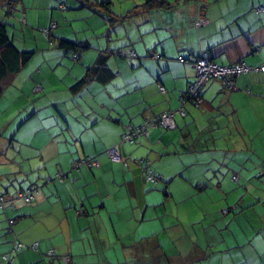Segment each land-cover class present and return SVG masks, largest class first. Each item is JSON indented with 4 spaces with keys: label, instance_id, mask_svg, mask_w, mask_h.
<instances>
[{
    "label": "crops",
    "instance_id": "crops-1",
    "mask_svg": "<svg viewBox=\"0 0 264 264\" xmlns=\"http://www.w3.org/2000/svg\"><path fill=\"white\" fill-rule=\"evenodd\" d=\"M8 1L0 20L34 55L0 97V194L15 204L0 210V264L15 238L39 245L13 264H264V73L233 88L212 78L199 105L182 98L191 57L264 63V0H112L110 13L96 0H16L13 14ZM61 39L87 47L77 59ZM128 47L133 61L113 53ZM168 109L175 128L123 141ZM118 144L127 164L108 155ZM86 157L100 166H73ZM31 185L26 202L17 192Z\"/></svg>",
    "mask_w": 264,
    "mask_h": 264
},
{
    "label": "built area",
    "instance_id": "built-area-1",
    "mask_svg": "<svg viewBox=\"0 0 264 264\" xmlns=\"http://www.w3.org/2000/svg\"><path fill=\"white\" fill-rule=\"evenodd\" d=\"M263 7H258L257 10L261 11ZM56 23H53L51 27L55 26ZM51 29V28H50ZM49 28H45L42 30L44 33L48 34L50 32ZM116 55H121L129 58L133 61L136 58L137 54L134 49L128 48H119L115 51ZM74 58L79 57V53H73ZM182 61H185V58H181ZM195 68V79L188 83L186 89V97L183 98L184 101L187 99H195L197 104L203 103V94L202 89L204 85L212 78H218L223 81L227 88L235 87V77L244 74L261 71L264 73V63L260 65H250L245 61H237L232 64H220L215 62L209 53H204L200 56L191 57L189 60ZM40 85L35 87V90H39ZM160 89L165 92L166 88L160 84ZM180 112L183 111V107H180ZM155 127H163L166 129H173L176 127L175 120V111L172 109H168L160 113L154 120H149L144 124L138 125L136 127L128 129L123 135V141H134L136 138L140 136H144L149 138L150 131ZM108 155L114 160H123L127 164V158L122 152L120 145H115L108 149ZM88 163L89 165L99 166L98 159H89L84 158L81 162L78 163ZM138 163L143 167L144 177L146 181L151 183L158 184L160 182V176L154 170V168L150 165L149 160L140 159ZM59 178L63 177V175H59ZM18 196L23 197L26 201L31 202L35 193L32 189H27L25 191L19 192ZM14 204L11 199L7 198L4 194H0V210H6L7 208H13ZM22 246V244H18V247ZM54 251L51 250L50 254H53ZM66 261L69 260V256L64 257Z\"/></svg>",
    "mask_w": 264,
    "mask_h": 264
},
{
    "label": "trees",
    "instance_id": "trees-1",
    "mask_svg": "<svg viewBox=\"0 0 264 264\" xmlns=\"http://www.w3.org/2000/svg\"><path fill=\"white\" fill-rule=\"evenodd\" d=\"M15 1L16 0H9L6 4L2 5V9L8 14L9 13L13 14L15 6H14V4L12 2H15ZM96 1H97V4H99L103 8H106V10H108L109 13L112 11V9L110 7V5L112 3V0H96ZM143 6L145 8H152V7L169 6V4L166 1H164V0H147L146 3H144ZM63 8H67V7L65 5H63ZM110 18H111L110 19L111 21L115 20V18L112 17V16ZM20 20H22L23 23L27 22L25 16H22L20 18ZM44 29L45 28H42V30H44ZM59 44H60V46L62 48H65L67 50V52H77V53H79V56L81 54V51L84 48L87 47V44H85V43L84 44L83 43H73L71 41H68L67 39H61ZM113 53H115V51H113ZM33 55H34V51L33 50L20 49L14 43L12 37L9 34L7 24L4 21L0 20V97H1V95L3 93L4 85H5L6 81H7V78L9 76H11V75L16 74L18 71H20L22 69V67L30 61V59L33 57ZM105 58H106V56H101L100 57V60L98 61L99 65L103 63V60L105 61ZM90 70H91V68H89L88 72L86 73V77L81 79V80H79L73 86L74 88H77V87L81 86L82 84H84V82L89 80V77L91 75V71ZM101 73L103 74V72H101ZM107 74L108 75H106V76L100 74V77H102L101 80H104L105 78H107V76H111L112 73L107 72ZM206 84L204 85V87L206 86ZM204 87H203V89H204ZM203 89H202V94H203ZM184 97H186V91L184 92L182 98H184ZM186 101H192V102L196 103L195 99H187ZM1 136H2V133L0 131V137ZM86 158L95 160V158H92V157H86ZM82 159H84V158L77 159L74 162L73 166L75 168L81 167L82 165H87L90 168L99 167L100 166V164H99V166H94V165H89L88 163H81L80 165H78V163L81 162ZM260 175H262V173ZM159 176H160V180H161V175H159ZM262 181L264 182V177L262 178ZM27 189H31V190L33 189L34 193H35V191L37 190V187L34 186V185H31L30 187H28L26 189H23L21 191H25ZM165 190H166V188H165ZM17 194H19V192H17ZM21 198H23V197H21ZM26 202H28V201H26ZM13 204H14V202H13ZM14 207H15V204H14ZM13 208H7L6 210H1V211L6 212L7 210L13 209ZM13 243H14V245H13L12 250L10 251V253H7V254L3 255V259L8 261V264H13V261H14L13 260L14 259L13 256H14L15 252H20V251H22L24 249H27V248L37 249V247L39 245L38 241H36V242H34L32 244H27V243L21 241L18 238H15V240H13ZM19 243L22 244V246L18 247ZM51 250L54 251L53 254H50ZM50 251L48 252V255H50L52 257L56 255L55 249H50ZM65 256H68V255H65ZM65 256H63L62 258H64ZM69 260H70V258H69ZM64 261H66L65 258H64ZM68 261H66V262H68Z\"/></svg>",
    "mask_w": 264,
    "mask_h": 264
},
{
    "label": "rangeland",
    "instance_id": "rangeland-1",
    "mask_svg": "<svg viewBox=\"0 0 264 264\" xmlns=\"http://www.w3.org/2000/svg\"><path fill=\"white\" fill-rule=\"evenodd\" d=\"M259 179H260V178H259ZM159 183H161V180H160V182H159ZM159 183H158V184H159ZM161 185H163V183H161ZM161 193H163V192H161ZM162 210H163V209H162Z\"/></svg>",
    "mask_w": 264,
    "mask_h": 264
}]
</instances>
